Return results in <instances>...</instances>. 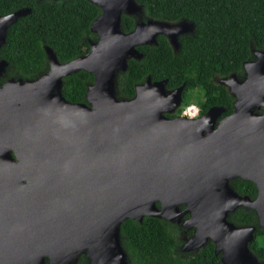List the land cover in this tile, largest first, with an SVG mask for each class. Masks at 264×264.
Wrapping results in <instances>:
<instances>
[{
    "label": "water",
    "instance_id": "water-1",
    "mask_svg": "<svg viewBox=\"0 0 264 264\" xmlns=\"http://www.w3.org/2000/svg\"><path fill=\"white\" fill-rule=\"evenodd\" d=\"M87 1L100 12L89 24L96 39L83 54L59 62L42 45L45 72L0 85V264H38L44 255L48 264H69L80 253L87 264H125L121 222L163 217L178 204L189 209L195 238L210 237L214 253L221 250L222 264H264L247 248L253 226L225 220L244 199L228 179L264 178V111L252 112L264 107V50L250 46L254 58L242 62V79L228 77L234 109L216 128L214 106L195 119L167 118L164 105L183 85L166 92L165 79L146 78L121 98L116 77L158 33L177 45L170 35L184 21H143L135 0ZM29 11L0 15V47L8 27ZM122 14L136 18L129 31L120 28ZM5 64L0 59V75ZM77 70L92 74L84 102L60 91L61 78ZM263 195L261 183L264 227Z\"/></svg>",
    "mask_w": 264,
    "mask_h": 264
},
{
    "label": "trees",
    "instance_id": "trees-1",
    "mask_svg": "<svg viewBox=\"0 0 264 264\" xmlns=\"http://www.w3.org/2000/svg\"><path fill=\"white\" fill-rule=\"evenodd\" d=\"M147 17L165 21L187 18L196 33L180 39V50L172 53L160 36L156 45L146 47L141 60L128 59L126 69L117 74L116 96L130 98L133 87L145 76L165 79V87L180 85L184 91L197 86L206 103H227L224 88L213 84L210 75L241 72V63L251 57L250 46L264 50V0H135ZM20 7L30 11L7 29L0 58L7 61L6 76L36 78L47 69L42 45L54 52L59 62L83 54L96 39L89 24L100 12L87 0H0V15ZM133 18L121 15L120 28L129 31ZM195 62V63H194ZM194 63V64H193ZM195 66V76L190 68ZM191 75V76H190ZM1 81V79H0ZM92 74L77 70L61 78V94L67 101L84 100ZM185 99L188 95L184 94ZM245 190L250 182H231ZM234 222L253 223L248 211L230 217ZM119 240L128 255L127 264H221L211 244L193 256L174 253L176 242L167 223L143 216L140 222L127 218L119 226ZM253 253L264 259V231L257 228L250 243ZM83 259L82 256L79 260Z\"/></svg>",
    "mask_w": 264,
    "mask_h": 264
},
{
    "label": "flooded vegetation",
    "instance_id": "flooded-vegetation-1",
    "mask_svg": "<svg viewBox=\"0 0 264 264\" xmlns=\"http://www.w3.org/2000/svg\"><path fill=\"white\" fill-rule=\"evenodd\" d=\"M133 18V22L136 19L135 17L131 16ZM139 19L141 20H146L150 17H147L141 6V13L138 16ZM182 20L184 23L179 24L176 29L174 30V33H172L171 38H175L177 45H171L168 42L167 36L164 33H158L155 37V43L153 44H140L137 46V49L140 53V57L137 60H141L144 57V50L146 47H150L152 45H156L158 37L162 36L167 44L170 47L171 52L177 53L180 50V39L183 38L184 36H191L196 33V28L195 24L192 20L187 19V18H181L178 20L174 21H167L168 23H179V21ZM169 33V32H168ZM253 55L251 53V57L249 59H253ZM2 59V58H0ZM247 59V60H249ZM4 60V59H3ZM6 61V60H5ZM195 63V62H194ZM193 63V64H194ZM242 64V63H241ZM7 68V61L6 64L3 68V71L0 75V85L5 82L8 78H21V77H12V76H6L5 75V70ZM191 75L195 76V66L190 68ZM45 72V71H44ZM42 74V73H41ZM233 74L234 77L238 80L242 79L243 77V69L241 65V72L236 73V72H231L226 75H217V74H211L210 75V81L218 85L222 88H224L225 93L227 94V105L220 102V103H206L204 99V95L201 92V90L197 86H192L188 87L184 91V82H182L180 85L177 86H172V87H165V82H164V89L166 92L173 91L175 88L178 86H182L180 94L178 96L172 97V100L168 101L164 106V110L162 111V114L167 117V118H172L175 116H182L184 118L188 119H195L200 117L202 114L206 112L207 109L210 107H216L220 111L219 113L215 116L213 119V127L216 128L218 126V123L221 122L225 117L229 116L234 109V102L236 100V97L234 93L231 92V85H230V80L229 76ZM190 75V76H191ZM38 77V76H37ZM148 78L150 82L159 80V79H150L149 76H145L144 79ZM22 79H28V78H22ZM33 79V78H31ZM143 79V80H144ZM142 80V81H143ZM141 81V82H142ZM184 94L188 95V99H185ZM79 102V101H77ZM80 102H84L80 101ZM251 110V108H250ZM264 111L263 106H258L254 107L252 109L253 113L261 114ZM11 156L14 157L11 153ZM242 181H248L250 182V185L247 186V188L243 191L240 188L236 189L231 182L240 183ZM228 186L231 188V190L237 194L240 197H243L244 199H241L239 203H237L235 206L232 208H229L226 210V215H225V220L236 225V226H253V231H252V238L247 242V248L250 251L251 255L255 257L257 262H264V259L258 258L254 253L252 248L250 247V243L254 239V234L257 228H261L264 231V227L259 225V215H258V200L261 197L260 196V185L261 183L264 185V178L262 177H257V178H249L245 179L241 176H234L230 179H228ZM264 198V195L262 196ZM224 203V202H222ZM260 203V202H259ZM156 206L159 208V203L156 202ZM241 211H248L251 213L253 217V223H239V222H234L230 219L231 216L234 214H237ZM143 218V217H142ZM141 218V220H142ZM158 218L161 221L167 223L171 233L174 236L175 239V246L173 247L174 253H176L180 257H187V256H193L197 251H199L201 248L206 247L209 243L211 244L212 252L213 254L217 255L219 258V255L221 253V250L217 253H214V242L210 237H207L206 239H197L195 238V231H196V224L191 220L190 217V211L186 207L185 204H178L175 208L169 209V211L163 212V217H154ZM134 220V219H133ZM140 220V221H141ZM137 221V220H136ZM137 221V222H140ZM120 243V240H119ZM120 247L122 251L124 252V258H125V264L128 263V255L126 251L124 250L123 246L120 244ZM82 256L83 259L79 260V257ZM220 261V259H219ZM88 258L83 253H80L76 259L71 261L69 264H87ZM49 259L46 255H44L41 259V261L38 264H48ZM222 264V263H221Z\"/></svg>",
    "mask_w": 264,
    "mask_h": 264
}]
</instances>
